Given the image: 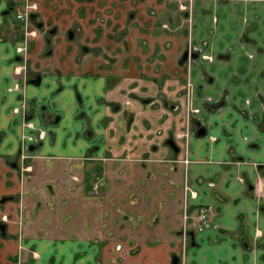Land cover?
Wrapping results in <instances>:
<instances>
[{"label": "crops", "instance_id": "obj_1", "mask_svg": "<svg viewBox=\"0 0 264 264\" xmlns=\"http://www.w3.org/2000/svg\"><path fill=\"white\" fill-rule=\"evenodd\" d=\"M31 2L43 25L28 20L25 43L7 14ZM0 20L1 146L17 152L23 132L45 130L23 156L28 182L15 173L6 191L16 201L6 203L0 264H173V253L174 264H197L206 245L211 264H263L264 108L255 102L264 96V0H0ZM23 43L25 60L15 50ZM193 44L199 55L181 62ZM24 78L23 94L14 82ZM187 81L191 98L234 81L232 95L256 107L204 108L205 133L194 134ZM22 96L26 118L13 112ZM58 131L70 138L64 153L45 149ZM201 204L211 206L208 228L184 235V208ZM189 236L200 244L188 248Z\"/></svg>", "mask_w": 264, "mask_h": 264}, {"label": "rangeland", "instance_id": "obj_2", "mask_svg": "<svg viewBox=\"0 0 264 264\" xmlns=\"http://www.w3.org/2000/svg\"><path fill=\"white\" fill-rule=\"evenodd\" d=\"M25 1L27 2V0H25ZM28 10H29V8H28ZM23 11H25V8L23 9ZM23 11L20 9V10H17L15 12V10H14V11H12L11 13H9L7 15L9 17L12 16V15H13V17H15V13L23 12ZM29 19L30 18L26 16L24 18H17V19L14 20L15 23L21 22V23H18L20 25L15 26V29H17V32L23 34L24 31H26L25 25L27 24L26 22ZM38 20H41V19L37 17V21ZM0 24H1V20H0ZM34 24L36 25L35 22H34ZM19 26H21V30H20ZM197 50L200 51V50H202V48L199 47ZM201 82H202V84H203V86L205 88H208V87L212 88V85L209 84L208 81L202 80ZM192 83L193 82H189V81H187V83H186V91H187V93H185L186 100H185L184 103H185V108L196 109L195 111L194 110L192 111L193 116H192V118H190L191 127H193L192 133H194V134L196 133L195 130H197L199 124L203 125L204 117H203L201 111L204 108L209 109V108H235V107H237V108H254V107H256V105L253 102V99L251 98L252 96H249L248 94H239L238 96H233L232 95L233 88L235 86L234 85V81H228L227 84H225L224 87H223L224 89L226 88L225 91H222L223 93L214 94V95L210 94L212 96L210 98H208L207 93L203 94V96L195 98L196 94L193 93L194 100H193V98L190 97V91H188V89H189V87L191 86ZM240 83L243 84V85L246 84V82L245 83L240 82ZM250 84H251V82H248V85H250ZM196 99H198L200 101L199 105H198V103L197 104L195 103L196 105L194 104V101ZM256 99H258V98H256ZM255 103L257 104L258 108H264V96H262L261 100H257ZM174 107H175V105L172 106V108H174ZM49 125H50V123L45 124L46 130H47V133H46L47 136L50 135V132H49L50 127H49ZM51 130L53 131V129H51ZM183 134H184V136L187 137L186 132L185 133L182 132V134L179 135V136L181 137V136H183ZM10 136L12 137V134H10ZM18 137L19 136H17V138L15 139L16 143L18 142V139H19ZM68 139H70V138H68ZM68 139H65L64 134L62 133V131L61 132L58 131V136L56 138V141H54L53 145L48 146L45 149H49L50 151H56V152H63L64 153V152L68 151V145L65 143V141L67 142ZM11 140H12V138H11ZM20 140L21 139H19V142H20ZM26 151L24 150V152H23V144L22 143H20V149H18L17 152L15 151V149H13L12 151H9V150L5 149L4 147L1 146V143H0V190H1V193H0V205H1V207L5 208V211L2 210L3 212H1V215H0V223H4L5 224L4 233H2L1 230H0V235L1 236H6V231H5L6 230V215H4V214L7 211L10 212L8 210V206L6 205V203L8 201H12V200L16 199V195L13 196L12 194H10V193L8 194V192H6L8 190V187L11 185V183H13V177H12L13 174L16 173V174L22 175V177L25 178L26 183L28 182V174H29V172H28V169H25L26 166L28 165V159H27L28 157H23L22 156V155H25V154H29L30 151H27V152ZM11 161L15 162V164H14L15 166L11 164ZM39 173H38V175H39ZM2 177H4V181L2 180ZM34 178L37 181L36 182L32 181L33 184L34 183H38V182L39 183H44L46 181V179H47L45 177V175H43L41 177H37L35 175ZM39 183L37 184V187L40 186ZM96 199H98V198H96ZM14 201H16V200H14ZM5 206H7V207H5ZM106 209H107V204H103V207L100 208V211L103 212V214H104ZM107 211H108V209L106 210V212ZM184 217L185 216L183 214V220H184ZM183 226H185V228H189V227L193 228V224L192 223H189V224L187 223V224H185ZM206 228H208V226L204 227V229H206ZM197 231H200V230H197ZM193 241H194L195 244L199 243V241L197 239H195V238L193 239ZM7 243L9 245H11L10 244L11 241H6V244ZM108 243L109 242H99V244L101 246V249L104 248V247H108ZM148 243L153 244L154 242L150 241ZM190 243H191L190 240L186 241V246L188 248H190ZM179 244H181V241H179ZM232 244L234 245V243H232ZM123 245H124V243H123ZM202 246L203 245H201V247ZM210 247H211V245H206V249H203V250L200 251V252H204L203 259H205L206 261L202 262V260H198L197 259L196 260L197 264H211L212 257L208 253L209 252L208 248H210ZM188 251H189V249H188ZM196 252H197V250H196ZM192 253H193V251L191 250L190 254H192ZM230 258L231 257L228 256V253H227V257L224 258V259H227V261H229ZM13 259H16V258H13ZM232 262H234V260H232L230 263H232ZM220 263H224V261L220 262ZM220 263L216 262V264H220ZM188 264H191V263H188ZM263 264H264V262H263Z\"/></svg>", "mask_w": 264, "mask_h": 264}, {"label": "flooded vegetation", "instance_id": "obj_3", "mask_svg": "<svg viewBox=\"0 0 264 264\" xmlns=\"http://www.w3.org/2000/svg\"><path fill=\"white\" fill-rule=\"evenodd\" d=\"M181 6V8H185L186 10H188L189 9V6H188V4H181L180 5ZM28 7H29V11H28V13H27V17H29L30 19V21H33V22H35L36 23V25L37 26H42L43 24V22H42V20H38L37 21V14H36V12L34 11V9L36 8L35 7V5H34V2H31V4L30 5H28ZM10 8H12L11 6L9 7L8 6V8H6V10L7 11H9L10 10ZM213 19H215V17H213ZM53 28V26H49L48 28H47V32L48 31H50L49 29H52ZM54 29V28H53ZM75 27H69V28H67L66 29V36L68 37V40L69 41H72V42H76L77 40H79L78 39V37H79V35L77 34H75ZM48 34H50V33H48ZM23 36H22V39H21V41H24L25 43L26 42H28L27 40H26V31H24V33L22 34ZM46 44L49 46V48H47V54L48 53H50L51 52V47H50V45H49V43L51 42V37L49 38V36H47L46 35ZM200 46L198 45V46H196V44H194V46H189L188 48H187V50H188V56L185 58V59H187V58H190V57H196L197 55H199V53H200V51H198L197 49L199 48ZM79 49H80V51H82V52H86V51H88V50H90V46H89V44L88 43H85V42H82V43H79ZM15 50H16V54H17V56L19 57V58H22L23 60H25L27 57H28V43H27V45H25L24 43L23 44H17L16 46H15ZM186 50V49H185ZM184 52V51H183ZM183 52H182V54H183ZM192 53H194L195 55H190V54H192ZM182 56V55H181ZM184 59V60H185ZM183 60V61H184ZM182 62V61H181ZM28 81L30 82V83H32V84H39L40 82H41V75H40V73H37V74H35L34 76H32L31 78H29L28 79ZM26 82V78H24L23 79V82H21L20 80L19 81H16V82H14V88L16 89V90H19V92L20 93H23L24 92V88H23V85H24V83ZM23 83V84H22ZM210 84V83H209ZM211 88V87H210ZM24 94V93H23ZM207 96H208V98H210V97H212L210 94H207ZM80 98V97H79ZM44 105V104H43ZM25 108L27 109V101H26V98L25 97H21V100L18 102V104H16L14 107H13V112L14 113H16V114H19V113H21V115H25L26 114V111H25ZM196 110V109H195ZM25 118H26V115L24 116ZM26 120V121H25ZM25 120H23L24 121V125L25 126H28V127H33V125H32V122H30L29 120H27V119H25ZM53 119H51V121H52ZM201 126H203V125H201V124H199V126H198V128L199 127H201ZM204 127V126H203ZM198 128H197V130H198ZM197 132V131H196ZM204 133H205V127H204ZM203 133V134H204ZM44 134H45V130L44 129H39L38 131H37V134H35V133H33V132H23L22 133V139H21V141H22V144H23V152H24V150L26 151H30V150H32L34 147H35V143L40 139V138H42L43 136H44ZM187 134V133H186ZM202 134V135H203ZM173 139V138H172ZM175 142V141H174ZM176 143V142H175ZM177 145V144H176ZM178 146V145H177ZM26 151V152H27ZM22 156H24V155H22ZM13 161H11V163H12ZM73 179H75V177L73 176L72 177ZM76 180V179H75ZM96 182V181H95ZM98 187V183H94L93 184V189L95 190L96 188ZM96 191V190H95ZM95 193H97V191L95 192ZM203 205H209L210 206V204H201V205H199V206H197V208L195 209V212H193V213H190V212H188L187 211V209L186 208H184V220H183V224H182V228H181V230L182 231H184V235L187 233L188 234V232L190 233V232H195V230H198V229H196V227L193 225V228H191V227H189V228H185V226H183V225H185V224H189V223H192V218L190 217V216H193V215H195L196 214V212H197V209L199 208V207H201V206H203ZM210 208H211V206L209 207V209H208V211H207V213H208V215H207V217H208V224L207 225H209L210 224V220H209V210H210ZM193 224V223H192ZM206 225V226H207ZM194 238H195V236H194ZM194 238H192V236H189V240H193ZM190 242H192V241H190ZM243 244H246V242L245 241H243ZM122 246V243L121 242H119V243H117V247H121ZM179 261V257L176 255V254H174L173 253V255H172V259H171V262L174 264V263H177Z\"/></svg>", "mask_w": 264, "mask_h": 264}, {"label": "built area", "instance_id": "obj_4", "mask_svg": "<svg viewBox=\"0 0 264 264\" xmlns=\"http://www.w3.org/2000/svg\"><path fill=\"white\" fill-rule=\"evenodd\" d=\"M28 8H29L28 5H26L25 11L24 12H17L16 16L18 18L26 17L27 13L29 11ZM185 160H187V159H185ZM209 207H210L209 205H207V206L203 205L197 209V212L195 215L190 216L192 218V223L196 227V229L201 230L202 228H204L208 224V217H207L208 213H207V211H208Z\"/></svg>", "mask_w": 264, "mask_h": 264}, {"label": "water", "instance_id": "obj_5", "mask_svg": "<svg viewBox=\"0 0 264 264\" xmlns=\"http://www.w3.org/2000/svg\"><path fill=\"white\" fill-rule=\"evenodd\" d=\"M7 11V10H5ZM190 55H195L194 53L190 54ZM188 56V50H184L182 56H181V61H183L186 57ZM204 133V127L201 126L198 128L197 130V134L201 135ZM167 142L169 143V145L174 149V150H177L178 149V146L176 145V143L174 142V140L172 138H168L167 139ZM4 227H5V224L4 223H0V230L2 233H4Z\"/></svg>", "mask_w": 264, "mask_h": 264}]
</instances>
